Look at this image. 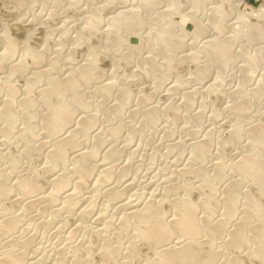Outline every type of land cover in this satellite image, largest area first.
Returning <instances> with one entry per match:
<instances>
[{"label":"rangeland","instance_id":"374dc122","mask_svg":"<svg viewBox=\"0 0 264 264\" xmlns=\"http://www.w3.org/2000/svg\"><path fill=\"white\" fill-rule=\"evenodd\" d=\"M234 1L235 0H178L179 3H178V7H177V5H173V6L171 5L170 6V4H173L174 0H155L154 4H152V7L150 8V6L146 3L145 0H131L128 3L134 2L136 4L135 9L136 10L139 9V10H137L136 13L137 14L139 13L140 17L142 18V20L144 22H142V26H136V28H134L135 30L134 29L132 30L130 28H124V26H123V28H122V26L121 27L119 26V28H118L119 31H121L122 34L127 39L125 42H127V41L128 42L122 43V45H120L121 47L119 46V48L116 49V48H113L111 44H109V42L111 41V36L113 35L112 33H111V35L109 34V30L111 31V28H113V26L116 25L115 23H117L120 19L123 21L126 15H127L126 17H128V16H130V14H132L129 11L126 14L124 13L125 16H124V14L121 15L119 13L120 10H123V6L125 5L123 0H114V1L113 0H0V54L5 49L4 48V46H5V35H7V34L12 36V39H14L15 44L16 45L18 44L16 47L20 48V49H17V54L18 53L19 54L17 55L15 53L14 56H12L13 58H10V60L13 63L11 61L9 62V59L7 57L0 56V68L2 67L0 69V90L3 89L2 92L0 91V109L10 96L8 89H7L8 87H4V86L5 85L9 86V84H13L15 86V88H17L16 93H15L16 102L14 104V109L18 111L19 115H22V112L20 110V104H19L21 99L29 97L30 99L32 98V100L34 102H36V103H34L31 100L32 103L28 107V110L33 116L31 122L33 125H35L36 130H38V131H36V133L34 135L30 134L25 129V126L22 127L23 124H21V120H20V122H18L16 125L17 126L21 125V127L19 126V128H18L16 126L17 127V128H15L16 132H15V130H13L14 134L12 133V131L9 132L12 136H9V133H6L5 131H3V129L0 131L1 132L0 133L1 134L0 135V141H2L3 139L5 140V141L0 142V154L3 153L4 156H6L8 153L7 158L9 159L8 160L5 158L1 161V162H3L0 165V168L2 171L5 170V169L3 170L4 167H7L9 172L14 171L12 169V167H10L12 165L11 159L14 156L22 157L23 159H21V162L19 165L20 167L17 168L20 170H17L19 172H17V171L16 172L18 174L22 173V174H27L29 176L32 175L33 181L40 183V186L42 185L41 188H43V190L45 189V191H47V192L52 189L51 184L49 182V174L50 173L47 172V170H46V165H47V159H46L47 156H46V149H45L46 147L45 148L39 147V145H41L40 144L41 141L46 140V138H47L44 134L45 129L42 127L43 126L42 125V115L44 113V110L46 111V109L44 108L46 98H45V94L42 93L43 88L47 87V83L50 79V76L52 77V75H53V77L57 76V78L61 77L62 79L61 78H59V79L63 83H65V81L67 80V75L69 73H71V74H73V76H76L77 78H79V71L83 66H85L89 62L88 60H91L93 58H95V60H96L95 65L93 67L94 73H96L95 77H97L93 80H96V81L91 80L92 83L89 81V84H86V83H88L86 81V83L84 84L85 81L82 78H79V79H81L79 81V84H80L79 90L84 89L86 94L88 93L87 98H86V96H85L86 94H84L85 92L80 90L82 93L84 92L83 93L84 94L83 97L85 96L84 99L89 100L88 104L91 103L93 106L89 104V106L85 107L86 109L85 108L82 109L83 107L80 108V107L76 106V108L77 109L79 108L80 110L76 111L77 109H74V112H76L74 114L75 115L77 114L76 116H81L83 113L84 114L85 113L94 114L97 111L96 114L98 116V122L100 120L99 126H96L91 131V133L86 137H84V135H82V133H79L83 140L84 139L86 140V138H88V141L86 140L87 142H85V140L83 141L80 138L81 139L80 141L84 142V144L81 142L82 145H80V146H82V147L79 146V148H81L82 151L83 150H87V151L93 150V148H96V150L94 149L95 152L97 150H99L95 157H91L92 163L91 162L88 163L93 168V170L95 168V172L97 174L96 173L93 174L94 171L92 170L93 173L91 175L92 176L94 175L93 178L90 175H89V178H88V176H85L83 178L84 179V182H83L80 175L77 172L71 170V168H70V167H74L75 165L81 163V159H79V161H78V160H76L78 158H75V159L71 158V157H73L72 156L73 150H71V152H70V149L68 150V152L70 153V154L68 153V155L69 156L71 155V156L68 159L67 170L71 171L70 172L71 175L72 174L75 175L74 178L77 177L76 180H82L83 185L81 184V186H83V187L80 186L82 188L80 190H81V194L83 195V197H86V198L89 197V199H90V197L92 199L94 198L93 199L94 201L96 200L95 199L96 197L101 198V200H99L100 198L98 199L99 205L97 204L98 206H96V208L98 207L96 209L97 218H98V216H99V218L97 220H95L94 218L91 217L92 215L90 213L78 214L80 210L78 208V205H75L76 203H74V202H72L74 204H71V203L66 204L63 207L62 205H64L65 203L62 202V199L49 201L46 197H42V199L39 200V202H38L39 204H37L38 206L37 205L35 206L37 208H32V209L26 210L24 208L23 202H21L17 198L18 196H17L16 190L9 194L10 195L9 198H7L8 197L7 196L5 199L0 201V210H3V208H4L5 210L8 209L7 211L13 212V213L15 212L16 214L22 213L23 214V217H22L23 220L26 219V217L24 218L25 215H27V219L29 218L28 220L27 219L24 220L27 223H25L24 221L23 222H24V225L26 224L29 228V229L26 228V235L27 234L30 235V233L34 234L36 231L35 234L37 236L35 234L30 235L32 237L34 236L33 239L35 238L34 239L35 243H34V240L32 243V246H34V247H32L31 252L35 253L34 257L38 258L39 260L40 259L43 260V261L40 260L39 264H51V263L52 264H59L58 262L61 261L59 259H62L61 262H63L64 264L66 262H67L66 264H68V263L69 264H73V263L74 264H76V263L82 264L81 262H83V264H117L116 262L106 261L104 259L103 254H102L103 249H101L105 246V245L103 246L104 243L106 245L109 244L108 246H114V244L116 246V244H119L120 248L123 247L122 249L125 251L127 250V247H129L133 243H135V248H136L137 252L135 251L134 255L131 258V259H133V257H134V259L132 260L133 264H137V262L139 260L141 261L142 259L140 257L143 258L144 255L150 256L151 254L154 253V248H152V244L150 241L136 237L134 235V233H133L134 231L132 229H129L127 231H122L120 229V227H119L120 218H121V215H123L124 212L126 211V208H125V206L121 205V202H123V201H119V203L117 201L118 199L116 201L115 200L109 201L107 196H105V193H102L103 192L102 189H104L103 186L107 187L106 185L108 184V182H105V183L103 182L104 184L102 183L100 185L101 190H99V192H101V193L95 191L92 188V187H94L93 181L98 176L100 177V175L103 174V172H104L103 168L106 167V165H109V166H107L109 168L112 167L113 165L114 166L116 165V168H114V167H113L114 169L110 168L112 170V173L114 172L112 174V178H111L114 181L110 180V181H112V182L109 181V183H111L110 185H116L115 183L119 184L125 178L130 179V181H131V179L134 178L133 186H132L133 188L131 187L130 188L131 190L127 189L126 190L127 193L124 191V194L121 197V199L123 198V200H125L124 197H126V199L132 198L135 196L138 197L139 194H140L139 197L148 198L150 195V192H152V194H154V191L155 190L157 191L158 190L157 187H159V191H157V192L155 191V194L153 195L156 198H158L160 196V194L163 192V189L165 187H167L166 185H169L168 187H171V188L174 187V189L172 188V191L174 190V191H176V193L173 192L172 194H174L175 196H179V195L181 196L183 194L182 196L185 195L189 198L191 197L192 200L201 201V199H202V197H204V195L209 194L207 192H210V188H208V187L202 188L199 186V185H201V179L202 178L199 175L197 176L198 173H196V172H197V168H200L203 166L207 167L209 165L207 167V170L209 168L208 173L210 175L209 176L210 181H212L211 183L215 182V185L216 186L218 185V188H219V185H221V184L222 185L220 187H222L224 180H226V178H228L225 181V183H227L228 181H230V182L233 181L237 184L239 183L238 185H239L240 190L244 189L243 190L244 192L247 190L249 193L255 195L257 198H261L260 200L262 202H264V198L258 196L257 187L254 185L253 181H250L249 179L243 178L246 180L245 181L240 176L238 178L239 174L236 172L235 168L232 167V164H230L231 162L233 163L235 160H237L244 153L249 154L252 151V148L256 145V141H255L253 135L247 129H249L251 125H255V123H257V124L260 123V124L264 125V95L263 96L261 95V94H264L263 93L264 89H263V92L261 94H259L258 96L255 95L256 97L252 94L254 86L256 87L257 83L264 77V76H262V75H264V59H263L264 57H263V55H261L262 52L261 51L259 52L257 50L259 47L258 43H256L255 41H253V43H251V41L249 42V40H247L245 37H243L244 36L243 33H245L244 30L248 29L245 27L253 26L252 22L254 24L256 23V25H254V27H257V28H258V26L260 28L264 27V14H263L264 13V0H244L240 6V9L237 6L239 0H236L237 3L235 2V4H234ZM137 4H138V6H137ZM213 6L215 8V9L213 8L215 11L211 8ZM232 6L234 7L235 11H234ZM176 7H177V9L181 7L180 8L181 10L178 9L179 10V11L177 10L178 12L177 11L174 12L176 10ZM170 8H173L174 10L172 9L173 10L172 11ZM198 8H200V9H198ZM222 8L224 10H221ZM241 9L245 13V15H243L241 20H239L237 22V24H239V25H237L236 23H233V22L236 21L235 18L237 16V14H239L241 12ZM136 10H134L133 12H135ZM161 10L166 11V12H169V10H171L172 15L170 16L169 20L171 22H173V24L169 23V25L166 24V26H169V28L173 31V36H174L173 40L177 41L178 39H182L184 41V43H186V45L182 49L178 50L177 52L175 51V53L172 56L173 60L168 58L167 56L164 57L166 54H164L162 51H159L160 52L159 53L155 50V49H157L156 45H158L157 44V38L158 37H157V34H155V31L157 33L158 28H160V26H161V25H159V23L162 24V22H164V18L161 17V14L159 13V12H162ZM95 11H99V13H100L99 19L95 25L96 29L89 27V25H90L89 22H91L92 17L95 15ZM223 11H226L228 14L225 12L223 13ZM182 12H183V14H185V13L189 14L192 12L190 15L191 16L194 15L195 17L194 16L193 17L188 16V18H184L182 16L183 15ZM214 12L215 13L218 12L219 15L223 13L222 14L223 20L221 19L222 21L220 23L221 28H217L211 24V20H212V18L214 19V16H215ZM226 14H227V16H226ZM118 15H121V16H119L117 19ZM229 15H232L233 16V17L231 16L232 20L233 19H235V20L232 21L230 19L231 17ZM196 16H197V18H196ZM112 18H115L114 19L115 22H113L114 20ZM226 18H227V20L230 19L229 22L226 20ZM197 19H199V20H197ZM125 20H126V18H125ZM201 20L204 22L205 26L208 28V31L203 33V34L201 33L200 35L199 34L197 35L194 32L196 27H197L196 23L198 21L201 22ZM247 21L249 24L247 23ZM155 23H158V24H155ZM240 23L241 24L244 23L245 25L242 26ZM98 24H99V26H98ZM231 24L234 27H232ZM153 25H155V26L157 25V27H155ZM173 26L176 29H174ZM242 27H244V30L242 29V31H241L240 28H242ZM87 28H89V29H87ZM236 28H238V29H236ZM221 29H225V30H221ZM233 29L236 30V33H237L236 35H235V30L232 31ZM140 30H141V33H140ZM218 30H221V31L218 33ZM137 31H139V34ZM193 32L196 36H194ZM208 32H209V34H208ZM241 33H242V35H241ZM230 34H232V35H230ZM176 36L178 37V39ZM230 36H231V38H229ZM155 37H157V38H155ZM217 38L218 39H224L226 41L228 40V43L231 46L233 45L235 48L234 49L233 47H231L232 48L231 50L232 51L234 50L236 53H238V55L236 54V56L238 57V60L236 59L237 57L235 56L234 60L231 59L230 61H228L223 68L220 67L217 60L212 56V51L210 53L211 49L207 48L208 45L206 44L207 43L206 41L208 39H217ZM203 41L205 42V44ZM240 41H242V42H240ZM154 42H155V44H154ZM153 45H155L156 47ZM204 45H206V46L204 47ZM240 46H242V47H240ZM243 47H247L250 55L251 56L254 55L255 58L258 57L259 55H261L257 58L259 65L256 66L253 70L254 72L252 75L254 76V78H253V76H251V78L253 80L249 78V80L244 81V82H243V78L241 77L243 75L242 69L248 63V61L246 59L248 57L245 56V54L242 50ZM248 47L251 48V51H250V48H248ZM27 50H29L28 54L29 53H31V54L28 55L27 53H25ZM33 53H34V55H33ZM176 53H178V54H176ZM36 54H42L41 55L42 58L45 55L46 56L44 57V59L38 60L35 56ZM175 54L177 57L175 56ZM256 54H257V56H256ZM146 55H148V56H146ZM23 56L25 59L22 58ZM210 56H212V57H210ZM243 56H244V58H241ZM33 57L35 58V60ZM146 57H148V58H146ZM6 58L8 61L6 60ZM18 58L21 59V61L23 60L25 62H21L23 66L21 65L16 69L13 64L15 62H18ZM150 58H154V60L153 59L151 60ZM213 59H214V61H213ZM235 59L237 60L236 62H235ZM2 60H3V63H2ZM36 60L39 62H37ZM55 60L58 64L55 62ZM52 61L54 62L53 65H55L54 68L52 65ZM229 62L230 63L233 62V64L232 63L229 64ZM1 65H3V66H1ZM206 65L209 66L210 72H208V75L205 77L206 79L205 78L200 79V77H198V74L195 73V71L200 66H206ZM48 66L52 67V68H49ZM227 66H229V67H227ZM47 68L51 69L50 70L51 72ZM236 68H238L239 70L238 69L236 70ZM46 69L48 70L47 72H50V73L43 72V71H46ZM223 69L225 71H222ZM36 70L37 71L41 70V73L43 74V75H41L42 79H40L41 82L37 81V83H32V82H30L31 77L34 75L32 73L37 72ZM161 72H163V73L165 72L167 74V77L164 78L163 73H161ZM222 74L224 76V79L227 76L226 80L223 79V82L221 81L222 80V78H221ZM160 75H161V77H160ZM169 75H171V77ZM202 79H205L206 83ZM250 80H252L253 82ZM111 81L114 83L115 82H117V83H115V84L113 83L114 87L116 85V87H115L116 91H114L115 90L114 88H113L114 90H112V88H111V93H110V97H109V96H106L102 91H99L98 88H100L102 86V84L104 85V83L106 84V83H109ZM210 83L212 85L215 84V85H217V87L218 86H220V87L218 88V90H217L216 86H213L212 88H210L212 86V85H209ZM176 84L179 86H176ZM262 84L264 86V80H263ZM242 86H244V87H242ZM208 87H209V89H208ZM126 88L129 90V92L125 95L124 99L122 98L124 108L121 107V111H120V108L117 107L116 104L119 102L120 97H122V95H123L122 92H120V91L124 90ZM213 89L215 92L212 91ZM128 90H126V91H128ZM17 93H18V95H17L18 97L16 98ZM67 93H68L67 95H69V96L65 95L66 99H68L71 96V93L69 91H67ZM195 93H197V94H195ZM248 94H250V95H248ZM52 96H51V100L53 99L52 101H54V102H59L60 100L65 99V98L64 99L58 98L59 96L57 97L56 95H52ZM118 96H120V97H118ZM186 96H187V98H186ZM246 97H248V98H246ZM144 98L147 100H151V101L147 102V100H145ZM244 98H246L247 103L249 101L250 105H249V108H247L246 110L241 112L240 110H238L235 107V104H237L239 101H241ZM110 99H112V100H110ZM190 99H191V102L188 103V104H190V105H188L187 100H190ZM252 102H254V103H252ZM105 103H107L105 105L106 107L102 106ZM125 103H127V104H125ZM152 104L153 105L156 104V106H153ZM125 105H127V106H125ZM128 105H129V107H128ZM90 106H92V107H90ZM168 106L171 107L172 110H170ZM174 106L175 107L177 106L176 108H179V109L177 110ZM147 107H148V109H150V108L158 109L157 110L158 123H157V120L155 122H152V123L149 122V120L147 119V115H146V112L148 110ZM72 108H75V106L73 105ZM87 108L90 109L91 111L92 110L93 111L90 112V110H88L86 112L85 110H87ZM251 109H253L254 111ZM122 110H123V112H122ZM248 110L250 111L249 114L246 113V112H248ZM124 112H125V114L123 116ZM173 113H175V114H173ZM197 113H200V114L202 113L201 115H203V116H201L200 114H197ZM99 114H100V116H99ZM104 114H106V115H104ZM178 114L179 115L181 114L180 117H178ZM246 114L248 116H246ZM243 115L245 116V119H247V120L249 119L248 120L249 124L247 122H246L247 124L244 123L245 121H247L244 119L243 128H242V131H241L240 136H239L240 138L239 137L237 138V136H233V135L231 136L230 133H232L236 124L240 123L239 121L244 117ZM176 117H178V118H176ZM159 119H160V123H159ZM0 123H2V125L0 124V127L2 126L1 128H3L4 127L3 126L4 121L1 117H0ZM165 123H167V124H165ZM39 124H40V126H39ZM244 124H245V126H244ZM143 125H145V127L147 126L146 129H145V127L143 128ZM98 127H100V128H98ZM101 127H102V129H101ZM116 127L119 128V131L117 132L118 134H116L115 132H112V131H114V129ZM96 129H98V130H96ZM132 129L135 132H132ZM17 130H19V131L17 132ZM93 131H95V132L93 133ZM100 131H102V133L104 131V133H105V136H104V134L103 135L99 134L102 137V139H101V137H99V135H98V137L96 136ZM195 131H197V132H195ZM4 133L7 134V137L5 136ZM16 133L18 136L17 138H19L18 140H17V138H15ZM37 133H38V135H37ZM40 133L42 134L41 135L42 138L40 137V139H37V138H39ZM20 134H21V136L25 135L26 137L25 136L20 137ZM113 134H114V136H113ZM91 135H92V137H94V136L97 137L96 139H98V140L100 139V142H98V140L96 141L95 137H94V141H93V138L92 137L90 138ZM197 135H198V137H197ZM103 136L105 137V140H104ZM27 137H28V139H27ZM228 137H230V138H228ZM7 138H10V139H7ZM11 138H13V140H11ZM76 138H78V135L76 136ZM117 138H119V139H117ZM201 138L202 139L210 138L211 139L210 147H213V145H214V148H210L212 150L209 149V153L206 155V159L204 158L203 160H199V161L194 159L197 161V163H196V161L193 160V157H191L193 154V148H194V144H192V143L196 142L197 140H199ZM24 139L26 140V142ZM89 139L92 141H90ZM229 139H231L232 141ZM234 139H236V140H234ZM19 140H21V142H19ZM251 140H254V142ZM8 141H10L9 144L7 143ZM27 141H29L31 143V145H29V147L30 148L32 147L33 150L31 149L29 154L24 155L23 150L26 149V146L28 147L27 144L29 143ZM103 141H105L106 145L104 144ZM4 142H5V144H4ZM95 142L98 144L96 145ZM247 142H249L250 144ZM14 143L16 144L15 145L16 148L14 146ZM34 143H35V145H33ZM36 143H38V145ZM101 143L103 144L102 147H104V148L98 146L99 144L101 145ZM19 144H21L23 148L20 147ZM87 144L89 147L87 146ZM18 145H19L21 150L23 149L22 151H20ZM171 145H173V146H171ZM247 146H248V148H247ZM2 147H4V149H2ZM98 147H100L101 149L100 148L98 149ZM171 147L173 148V150ZM262 147H264V144L261 145V150L263 152L264 150ZM88 148H89V150H88ZM110 148H111V150H110ZM115 148H116V150H114ZM103 149H105V150H103ZM106 149H108L111 152L110 153L107 150L108 153H110V154L107 153L109 157L107 156V154H106V156L104 155L105 152H107ZM1 150L3 152H1ZM6 151H8V152H6ZM18 152L20 153V155H16V154H19ZM217 152H219V154ZM21 153H22V155H21ZM114 153H116L115 157L113 155ZM210 153H212L213 155ZM98 154H100V155H98ZM225 156H226V158H225ZM106 158H108L109 161H108V159L106 160ZM189 158H190V160L192 159L194 162L193 161L191 162L189 160ZM7 160H8V162H7ZM93 160H94V162H93ZM110 161L112 164L108 163ZM213 161H214V163H213ZM222 161L224 163L226 162L225 166H223L224 163ZM6 162L8 164H6ZM126 162H127V164H126ZM188 162L190 163L189 166H188ZM202 162H205V163H202ZM129 163L131 164V166ZM215 163L216 164L221 163L222 167H223L222 171L224 173L225 172L228 173L227 177H226V173L224 174L222 172L223 173L222 177H221L222 181L215 177V174L217 171V170L215 171V169H216ZM124 164L127 165V167L132 168V169L128 168L131 171V174H129L130 177L128 176L129 172L127 174H125V176H124V174H122L123 172H121V170H119L120 167ZM192 164H194V165H192ZM8 165H9V167H8ZM96 166H98V167H96ZM184 166L187 169L190 166L193 167V168L190 167L191 169L190 168L188 169L190 174H188V172L183 171V170H185ZM225 168L227 169V171L225 170ZM228 168L231 170H229ZM193 169H194V171H193ZM8 170L7 169L5 170L6 173H8ZM10 170H12V171H10ZM118 170L120 171V173H119L120 175L118 174V172H119ZM191 172H194V173H191ZM186 173H187V175H185ZM234 173H235V175H234ZM14 175H15V173H14ZM14 175H13V177H14ZM122 175L124 176V178ZM155 175H157V176H155ZM114 177H115V179H114ZM233 177H234V179H233ZM223 178H224V180H223ZM121 179H123V180H121ZM218 180L220 182H218ZM11 181H12V176H11ZM189 181H190V183H191V181L195 182V183L193 182V184H195V188L191 192H187V190L185 188L186 183H189ZM240 182H241V184H243L242 186H241ZM91 183H92V185H91ZM246 183L247 184L249 183V184L247 185ZM171 184H174L175 186H172ZM160 185H162V186L160 187ZM197 185H198V187H197ZM154 186L156 187L155 190H154ZM246 186H248V187H246ZM176 187H178V188H176ZM83 188H85L86 191L83 190ZM86 188H88V189H86ZM177 189H179V191ZM90 190H91V192H90ZM82 191L83 192L85 191V192L82 193ZM85 193L88 195H86ZM94 193H95V195H93ZM156 193H157V195H156ZM98 194H100V195L103 194L102 195L103 198L100 195L98 196ZM130 194H131V196H130ZM142 194H143V196H142ZM104 196L106 198H104ZM105 199H107V200H105ZM97 201H95V203H97ZM100 201H102V202H100ZM112 202H114V203H112ZM103 203L105 204V206L102 205ZM45 204H47V205H45ZM110 205H111V208L108 209V206H110ZM42 206H45L46 209L45 210L41 209ZM46 206H48V208ZM106 206H107V208H106ZM115 206H116V208H115ZM163 206H164V208H162V209H164L165 212L170 211L171 207H168V206H171L170 201L164 200L161 207H163ZM49 207H51V209H49ZM101 207L104 209L106 208V209L102 210ZM99 208H101V209H99ZM39 209H41V210H39ZM23 210H26V211H23ZM50 210H51V212H50ZM106 210H107V212H106ZM31 211L33 213V216L35 215V212H37V215L34 216V219L32 218ZM102 211L104 212V215L100 214V212H102ZM113 213L116 215H114ZM118 214H120V215H118ZM38 215H40V216H38ZM105 215H106V217H105ZM111 215H113V216H111ZM87 216H89V218ZM102 216H104L105 218ZM101 217H102V219H101ZM110 217H111V219H112V217L116 218V219H114V221L116 220L117 222L115 221V222H113L114 223L113 224L112 223L113 219L111 221ZM30 218L33 219L31 221V225H30ZM93 219L96 222H94ZM39 220L41 222H39ZM108 220L111 222H109ZM103 222H105V223H103ZM104 224H106L108 228H106V227L104 228V226H105ZM110 224H113V225H110ZM95 225H97V226H95ZM27 226H25V227H27ZM63 226L65 227V229H64L65 231L61 228ZM81 226L84 228H82ZM114 226H117L119 228L116 227V230H115ZM76 227L77 228L79 227V229H80V230L77 229L78 230L77 232L79 234L76 232L73 233V234L76 233L75 234L76 236L73 234H70L73 229H76ZM95 227L96 228L99 227V228L96 229ZM117 230L118 231L120 230L119 233ZM39 231H40V233H39ZM56 231H58V232H56ZM106 231L107 232L109 231L108 232L109 235ZM126 232H128V233H126ZM38 233H39V235H38ZM118 235L121 237V239H118V241H117V238L119 237ZM66 239H67V241H66ZM82 239H84V240L82 241ZM109 239H110V241H109V243H107V241ZM58 240H60L61 242L60 241L58 242ZM119 240H121V242L123 244ZM65 243H67L69 245L73 244L72 247L76 251L75 250L73 251L71 246H68ZM111 243H112V245H111ZM35 245H38L40 248L38 246H35ZM53 246H54V248H53ZM62 246H63V248L66 246L68 248L66 247L67 249H65V250L63 249L64 258H62L63 257L62 256V257H59V259H57L56 256L58 257V254H57V250H55V249H57L58 247L62 249ZM81 246H83V248ZM36 247H38V248H36ZM78 247L80 248L81 252L78 250L79 249ZM68 251H69V254H68ZM53 253H54V255H53ZM36 254H38V255L36 256ZM70 254H72L73 256H71ZM232 254H233V256H232ZM65 255H68V257L70 255V257H69L70 259L68 257H66ZM236 256L238 258L240 257V255L236 254V252L229 253V257L230 258L232 257V259H231L232 261L229 264H235V262H236V264H239V263L240 264H243V263L244 264H260L259 261L253 260L252 258H250L248 256L241 255L242 257L239 258L240 260ZM71 257H73V258L76 257L77 259H75V258L73 259ZM45 260L47 263H45ZM52 260H54V261H52ZM63 260H65V262ZM73 260H75L76 262ZM55 262H57V263H55ZM61 262H60V264H63ZM139 262H138V264H139Z\"/></svg>","mask_w":264,"mask_h":264},{"label":"bare ground","instance_id":"6f19581e","mask_svg":"<svg viewBox=\"0 0 264 264\" xmlns=\"http://www.w3.org/2000/svg\"><path fill=\"white\" fill-rule=\"evenodd\" d=\"M114 1V0H113ZM124 1V6H123V10H120L119 13L122 15V14H126L128 11L131 12L132 14H130V16L126 17L125 14V18L124 20L122 21L121 19L115 23L116 25L113 26V28H111V31L109 30V34L111 35V33L113 34L111 36V41L109 42V44L112 45L113 48H119L120 45H122V43H124L127 39L126 37L122 34L121 31H119V26L123 28H130V29H134L136 28V26H142V22H144L142 20V18L140 17L139 13L137 14V10L139 9H135L136 8V4L134 3H128L130 2L131 0H123ZM146 3L150 6V8L152 7V4H154L155 0H145ZM244 0H239L238 1V8L240 9V6L241 4L243 3ZM157 2V1H156ZM235 2L237 3V1L235 0L234 1V4ZM159 3V2H158ZM178 0H174L173 4H170V6L172 5H177L178 7ZM156 5V4H155ZM233 5V4H232ZM138 6V4H137ZM154 6V5H153ZM176 7V10L174 12H176L178 9ZM233 7V6H232ZM174 8V7H173ZM173 8H170L171 10ZM212 9L214 8L211 7ZM165 9V8H164ZM197 9V8H196ZM200 9V8H198ZM215 9V8H214ZM213 9V10H214ZM232 9V8H231ZM234 9V7H233ZM134 10H136L135 12H133ZM160 10V9H159ZM171 10H169V12H166V11H163L161 10L162 12H159L161 14V17L164 18V22L159 23L160 28H158V31L156 33L155 31V34H157V44L158 45H153L155 46L157 49H155L157 52L159 51H162L164 54H166L164 57H168L170 59L173 60V54L175 53V51L177 52L178 50L182 49L186 43H184V41L182 39H178L177 37V41L173 40V31L169 28V26H166V24L169 25V23H172L169 19H170V16L172 15L171 14ZM174 10V9H173ZM172 10V11H173ZM181 10V9H180ZM212 10V11H213ZM221 10H224L223 8ZM179 11V10H178ZM177 11V12H178ZM215 11V10H214ZM235 11V9H234ZM240 11V10H239ZM252 11V10H251ZM222 12V11H221ZM227 13L226 11H223V13ZM247 12V11H246ZM250 12V11H249ZM192 13V12H191ZM183 14L182 12V16L184 18H188V16L190 17H193L191 16L190 14ZM197 13V12H196ZM215 13V12H214ZM222 13V14H223ZM51 14V13H50ZM49 14V15H50ZM99 11H95V15L92 17L91 19V22H89V27L90 28H95L96 29V22L98 21L99 19ZM180 14V13H179ZM222 14H218V12L215 13V16H214V19L212 18L211 20V24L217 28H221V21L223 20L222 19ZM228 14V13H227ZM226 14V16H227ZM264 14V13H263ZM121 15H118L117 16V19L119 16ZM129 15V14H128ZM243 15H245V13L242 11L241 9V12L239 14H237L236 16V21L233 22V23H236L241 20V18L243 17ZM123 16V17H124ZM200 16V15H199ZM225 16V15H224ZM223 16V17H224ZM230 17L232 15H229ZM228 16V17H229ZM101 17V16H100ZM143 17V16H142ZM189 17V18H190ZM195 17V16H194ZM213 17V16H212ZM227 17V18H228ZM233 17V16H232ZM232 17L230 18L232 20ZM145 18V17H144ZM197 18V16H196ZM226 18V20H227ZM113 20L115 18H112ZM116 19V20H117ZM182 19V18H181ZM222 19V20H221ZM229 19V20H230ZM233 19V20H235ZM184 20V19H183ZM196 20V19H195ZM199 20V19H197ZM208 20V19H207ZM225 20V21H226ZM229 20H227L229 22ZM232 20V21H233ZM245 21V20H244ZM115 22V20L113 21ZM157 22V21H156ZM178 22V21H177ZM246 22V21H245ZM183 23V22H182ZM227 23V22H226ZM232 23V22H231ZM248 23V21H247ZM246 23V24H247ZM155 24H158V23H155ZM241 24V23H240ZM249 24V23H248ZM253 26H249V27H245V28H248L247 30H244V27L240 28V30L242 31V29L244 30L245 33L243 37H245L247 40H249V42L251 41V43H253V41H255L256 43H258L259 47H258V51L262 52L261 55H263L264 57V27L260 28L258 25V28L257 27H254V25H256V23L254 24L252 22ZM112 25V24H111ZM144 25V24H143ZM171 25V24H170ZM229 25V24H228ZM232 25V24H231ZM235 25V24H234ZM239 25V24H237ZM242 26L245 25L244 23L241 24ZM99 26V24H98ZM149 26V25H148ZM155 26V25H153ZM172 26V25H171ZM175 26V25H174ZM173 26V27H174ZM196 29H195V34H203L205 32L208 31V28L205 26L204 22L201 20L198 21L196 23ZM230 26V25H229ZM115 27V28H114ZM157 27V25L155 26ZM232 27H234L232 25ZM236 27V26H235ZM141 28V27H140ZM144 28V27H143ZM172 28V27H171ZM207 28V29H206ZM89 29V28H87ZM117 31H116V30ZM142 29V28H141ZM152 29V28H151ZM155 29V28H154ZM173 29V28H172ZM174 29H176L174 27ZM238 29V28H236ZM135 30V29H134ZM144 30V29H143ZM156 30V29H155ZM206 30V31H205ZM221 30H225V29H221ZM221 30H218V33L221 31ZM235 29H233L232 31H234ZM138 34H139V31H137ZM193 32V34H194ZM223 32V31H222ZM225 32V31H224ZM140 33H141V30H140ZM241 33V35H242ZM137 34V35H138ZM177 34V33H176ZM194 34V36H196ZM209 34V32H208ZM207 34V35H208ZM213 34V33H212ZM236 30H235V35H236ZM239 34V33H238ZM232 35V34H230ZM240 35V36H241ZM11 35H5V46H4V50L2 51V53L0 54V56H3V57H7L9 59V62L11 61L10 58H13L12 56H14V54L16 53L17 54V49H20L19 47H16L17 45L15 44L14 42V39H12V36L10 37ZM213 36V35H212ZM219 36V35H218ZM223 36V35H222ZM110 37V36H109ZM221 37V36H220ZM225 37V36H224ZM233 37V36H232ZM238 37V36H237ZM231 38V36L229 37ZM81 39V38H80ZM151 39V38H150ZM206 39V38H205ZM187 40V39H186ZM237 40V39H236ZM143 41V40H142ZM155 41V40H154ZM198 41V40H197ZM238 41V40H237ZM128 42V41H127ZM125 42V43H127ZM156 42V41H155ZM154 42V44H155ZM204 42V41H203ZM209 49L210 50V53L212 51V56L217 60V62L219 63L220 67L223 68L226 63L228 61H230L231 59L234 60L236 54L238 55V53H236L234 50L232 51L231 47L234 48V46L230 45L228 43V40H224V39H208L206 41ZM242 42V41H240ZM233 43V42H232ZM246 43V42H245ZM108 44V43H107ZM108 44V45H109ZM152 44V43H151ZM205 44V42H204ZM244 44V43H243ZM142 45V44H141ZM246 45V44H245ZM253 45V44H252ZM136 46V45H135ZM206 45H204L205 47ZM121 47V46H120ZM139 47V46H138ZM149 47V46H148ZM154 47V48H155ZM242 47V46H240ZM111 48V47H110ZM123 48V47H122ZM121 48V49H122ZM250 48V47H248ZM186 49V48H185ZM235 49V48H234ZM123 50V49H122ZM132 50V49H131ZM146 50V49H145ZM206 50V49H205ZM244 54L248 61V63L246 64L245 67H243V75L241 76L243 78V82L244 81H247L251 78V76H253V70L256 66H258L259 62H258V57L261 56L259 55L258 57H254L250 55L247 47H243L242 48ZM135 51V50H134ZM143 51V50H142ZM149 51V50H148ZM182 51V50H181ZM250 51H251V48H250ZM256 51V50H255ZM29 50H27L25 53L28 54ZM31 52V51H30ZM206 52V51H205ZM234 52V53H233ZM24 53V54H25ZM39 53V52H38ZM160 53V52H159ZM19 54V53H18ZM17 54V55H18ZM26 54V55H27ZM31 54V53H29ZM28 54V55H29ZM43 54V53H42ZM42 54H36V58L38 60H41V59H44V56L42 58ZM133 54V53H132ZM150 54V53H149ZM178 54V53H176ZM175 54V56H176ZM235 54V55H234ZM260 54V53H259ZM16 55V56H17ZM34 55V53H33ZM44 55V54H43ZM131 55V54H130ZM194 55V54H193ZM25 56V55H24ZM24 56L22 58H24ZM32 56V55H31ZM133 56V55H132ZM148 56V55H146ZM198 56V55H197ZM210 56V57H212ZM257 56V54H256ZM156 57V56H155ZM177 57V56H176ZM180 57V56H179ZM183 57V56H182ZM196 57V56H195ZM201 57V56H200ZM199 57V58H200ZM237 57V56H236ZM262 57V58H263ZM6 58V60H7ZM21 58V57H20ZM34 58V57H33ZM145 58V57H144ZM148 58V57H146ZM241 58H244L241 57ZM25 59V58H24ZM151 60L154 58H150ZM169 59V60H170ZM238 60V57L236 58ZM235 59V62L237 61ZM264 59V58H263ZM4 60V59H3ZM3 60H2V63H3ZM15 60V59H14ZM35 60V58H34ZM183 60V59H182ZM194 60V59H193ZM212 60V59H211ZM242 60V59H241ZM8 61V60H7ZM16 61V60H15ZM37 61V60H36ZM35 61V62H36ZM44 61V60H43ZM89 62L83 66L80 71H79V78H82L84 81V84L86 83V81L88 83L86 84H89V81L92 83L91 80L97 78L95 77V74L94 73V65H95V58L91 59V60H88ZM171 61V60H170ZM210 61V60H209ZM214 61V59H213ZM212 61V62H213ZM245 61V60H244ZM12 62V61H11ZM21 62H25V61H21V59L18 58V62H15L13 65L14 67L17 69L19 66L22 65ZM39 62V61H37ZM36 62V63H37ZM56 62V60H55ZM152 62V61H151ZM174 62V61H173ZM234 62V61H233ZM233 62H231L233 64ZM13 63V62H12ZM49 63V62H48ZM57 63V62H56ZM153 63V62H152ZM172 63V62H171ZM229 62V64H231ZM8 64V63H7ZM40 64V63H39ZM54 64V62L52 61V65ZM58 64V63H57ZM51 65V66H52ZM228 65V64H227ZM236 65V64H235ZM3 66V65H1ZM23 66V65H22ZM57 66V65H56ZM214 66V65H213ZM230 66V65H229ZM227 66V67H229ZM49 67V66H48ZM55 67V65H53V68ZM158 67V66H157ZM199 67V66H198ZM260 67V66H259ZM2 68V67H1ZM0 68V69H1ZM14 68V69H15ZM24 68V67H23ZM49 68H52V67H49ZM47 68L49 71L51 69ZM170 68V67H169ZM220 68V69H221ZM258 68V67H257ZM256 68V69H257ZM15 69V70H16ZM20 69V68H19ZM46 69V71H43V72H47L48 70ZM227 69V68H226ZM230 69V68H229ZM238 68H236L237 70ZM53 70V69H52ZM167 70V69H166ZM169 70V69H168ZM211 70V69H210ZM213 70V69H212ZM239 70V69H238ZM37 71V70H36ZM221 71V70H220ZM222 71H225L224 69ZM51 72V71H50ZM50 72H47V73H50ZM69 72V71H68ZM74 72V71H73ZM208 72L209 71V66L206 65V66H200L199 68H197V70L195 71V73L198 74V77L201 78H205L207 75H208ZM163 73V72H161ZM34 74L32 77H31V80L30 82L32 83H37V81L41 82L40 79H42V76L43 75L41 73V70L37 71V72H34L32 73ZM45 74V73H44ZM158 74V73H157ZM160 74V73H159ZM258 74V73H257ZM47 75V74H46ZM75 75V74H74ZM162 75V74H161ZM160 75V77H161ZM172 75V74H171ZM171 75H169L171 77ZM196 75V74H195ZM210 75V74H209ZM163 76L164 78L167 77V74L164 72L163 73ZM264 76V75H262ZM159 77V78H160ZM240 77V78H241ZM59 78L61 77H58L57 76H54L52 75V77L50 76V79L47 83V87L43 88V94H45V109L46 111L44 110V113L42 115V127L45 129L44 130V134L45 136L47 137L46 140H42L41 141V145H39V147H46V156H47V165H46V170L47 172H49V182L51 184V190L50 191H45V189L43 190V188H41L40 186V183L38 182H34L33 181V176H29L27 174H18L17 170H20V169H17L19 168L20 166V162H21V159H23L22 157H19V156H14L12 159H11V163L12 165L10 167H12V172H9L8 168L7 167H4L3 170L7 169L8 170V173H6V171H2L1 168H0V201L5 199L7 196V198H9V194L13 191H17V198L23 202L24 204V208L26 210H29V209H32V208H37L35 207L37 204H39V200L42 199V197H46L49 201H53V200H58V199H62V202L65 203L64 205H62L63 207L66 205V204H74L76 203L75 205H78V208H79V213L78 214H85V213H90L92 216V218H94L95 220H97L99 218H97V211L96 209V206L99 205V200H101V198L99 199L98 197H96L95 201H97V203H95V201L90 197H83V195L81 194V190L82 189L81 187V184L83 185L82 183V180L84 182V177L85 176H88L89 178V175L93 178V176L91 175L94 171L93 174H95V168L93 170V168L88 164L89 162H91V157H95L98 153L99 150H97L96 152L94 151V149L96 150V148H93V150H81V148H79L82 141H80L82 139L81 135L79 133H82V135H84V137L88 136L91 131L96 127V126H99V123H100V120L98 122V116L96 114V112L94 114L92 113H83L81 116H76L74 113V109H77L76 106L84 109L85 107L92 105L91 103L88 104V101L89 100H85V96L87 98V95L88 93L86 94V92L83 90L81 91H84L83 93L86 94L84 97H83V93L79 90V81L81 79L77 78L76 76H73V74L69 73L67 75V80L65 81V83H63ZM222 82H223V79H224V76L222 74ZM227 78V76H226ZM226 78L224 80H226ZM254 78V76H253ZM62 79V78H61ZM79 79V80H78ZM206 79V78H205ZM205 79H202L205 81ZM216 80V79H215ZM253 80V79H252ZM250 80V81H252ZM263 80H264V77L257 83V86L255 87L254 86V89H253V95L255 96H258L259 94H261L263 92V89H264V86H263ZM9 81V80H8ZM93 81H96V80H93ZM199 81V80H198ZM217 81V80H216ZM112 82V81H111ZM109 82V83H104V85L102 84V86L100 88H98L99 91H102L106 96H109L110 97V93H111V88L112 90L115 89V87L113 86V83L114 82ZM226 82V81H225ZM253 82V81H252ZM95 83V82H94ZM117 83V82H115ZM114 83V84H115ZM206 83V81H205ZM250 83V82H249ZM245 84V83H244ZM243 84V85H244ZM82 85V84H81ZM206 85V84H205ZM209 85H212L211 83ZM208 85V86H209ZM221 85V84H220ZM113 86V87H112ZM176 86H179L176 84ZM213 86H216L215 84H213L210 88H212ZM222 86V85H221ZM2 87V86H1ZM4 87H8V92H9V98L6 100V102L3 104V106L1 107L0 109V117L3 119L4 121V124H3V128L0 127V131L3 129V131H5L6 133H9L12 131V133L14 132L13 130H15V128H19V126L21 127V125L17 126L16 124L18 122H20L21 120V124L22 127L25 126V129L32 135H34L36 133V127L35 125L32 124L31 120H32V114L29 112L28 110V107L31 105L32 103V98L30 99L29 97H26L24 99H21L20 100V110L22 112V115H19L18 111L14 109V104L16 102V99H15V93H16V89L15 86L13 84H9V86L5 85ZM87 87V86H86ZM174 87V86H173ZM172 87V88H173ZM220 86L217 87V90ZM244 87V86H242ZM3 88V87H2ZM1 88V89H2ZM114 88V89H113ZM246 88V87H245ZM250 88V87H249ZM252 88V87H251ZM6 89V90H7ZM177 89V88H176ZM209 89V87H208ZM248 89V88H247ZM31 90V89H30ZM128 90L127 88L124 89V90H121L120 92H122V97H120V100L119 102L116 104L117 107L120 108V111H121V107H123V100L122 98L124 99L125 98V95L129 92L126 91ZM174 90V89H173ZM211 90V89H210ZM1 92L3 91L0 90ZM5 91V90H4ZM67 91H69L71 93V96L66 99L65 95H67ZM116 91V89L114 90ZM214 91V89L212 90ZM240 91V90H239ZM247 91V90H246ZM196 92V91H195ZM215 92V91H214ZM238 92V91H237ZM249 92V91H248ZM240 93V92H239ZM264 93V92H263ZM3 94V93H2ZM130 94V93H129ZM197 94V93H195ZM251 94V95H252ZM18 93L16 94V98L18 97L17 96ZM29 95V94H28ZM52 95H56L58 98H65L64 100H60L59 102H54L51 100V96ZM246 95V94H245ZM250 95V94H248ZM262 96L264 94H261ZM260 95V96H261ZM69 96V95H67ZM113 96V95H112ZM255 96V97H256ZM259 96V97H260ZM53 97V96H52ZM89 97V96H88ZM249 97V96H248ZM246 97V98H248ZM258 97V98H259ZM187 98V96H186ZM237 98V97H236ZM246 98L242 99L241 101H239L237 104H235V107L240 110L241 112H243L244 110H246L247 108H249V101L247 103V100ZM262 98V97H261ZM134 99V98H133ZM145 99V98H144ZM32 100V101H31ZM112 100V99H110ZM147 100V99H145ZM249 100V99H248ZM258 100V99H257ZM151 100H147V102H149ZM34 102V101H33ZM104 102V101H103ZM106 102V101H105ZM125 102V101H124ZM191 102V99L190 100H187V104ZM36 103V102H34ZM33 103V104H34ZM144 103V102H143ZM254 103V102H252ZM262 103V102H261ZM107 103L103 104L102 106H105ZM127 104V103H125ZM145 104V103H144ZM231 104V103H230ZM75 106V108H72V106ZM130 105V104H129ZM128 105V107H129ZM153 105V104H152ZM151 105V106H152ZM176 105V104H175ZM190 105V104H188ZM34 106V105H33ZM93 106V105H92ZM90 106V107H92ZM127 106V105H125ZM153 106H156L153 105ZM178 106V105H177ZM176 106V107H177ZM230 106V105H229ZM32 107V106H31ZM106 107V106H105ZM149 107V106H148ZM147 107V109H148ZM159 107V106H158ZM164 107V106H163ZM167 107V106H166ZM169 107V106H168ZM175 107V106H174ZM175 107V108H176ZM180 107V106H179ZM251 107V106H250ZM254 107V106H253ZM101 108V107H100ZM104 108V107H103ZM124 108V107H123ZM160 108V107H159ZM86 109V108H85ZM166 109V108H165ZM170 110H172L171 107H169ZM177 110L179 108H176ZM175 109V110H176ZM192 109V108H191ZM38 110V109H37ZM36 110V111H37ZM40 110V109H39ZM80 110L79 108L76 110L78 111ZM90 110L87 108V110H85L86 112ZM119 110V109H118ZM127 110V109H126ZM157 110L156 108H150L147 110L146 112V115H147V119L149 120V122H155L158 117V113H157ZM174 110V111H175ZM181 110V109H180ZM179 110V111H180ZM253 110V109H251ZM93 111V110H92ZM90 110V112H92ZM99 111V110H98ZM102 111V110H101ZM139 111V110H138ZM164 111V110H163ZM173 111V112H174ZM203 111V110H202ZM254 111V110H253ZM43 112V111H42ZM110 112V111H109ZM108 112V113H109ZM123 112V110H122ZM249 110L248 112H246L247 114H249ZM78 113V112H77ZM99 113V112H98ZM106 113V112H105ZM138 113V112H137ZM136 113V114H137ZM180 113V112H179ZM204 113V112H203ZM121 114V113H120ZM125 112L123 113V116H124ZM175 114V113H173ZM197 114H200V113H197ZM202 114V113H201ZM200 114V115H201ZM205 114V113H204ZM245 114V113H244ZM246 114V116H248ZM252 114V113H251ZM106 115V114H104ZM181 115V114H180ZM180 115L178 114V117H180ZM100 116V114H99ZM203 116V115H201ZM244 116V115H243ZM176 117V118H178ZM36 118V117H35ZM161 118V117H160ZM244 119H245V116L239 121L240 123L236 124V126L234 127L231 136H237V138L240 136V133L242 131V128H243V122H244ZM39 120V119H38ZM105 120V119H104ZM247 120V119H245ZM249 120V119H248ZM248 120L245 121L244 123H248ZM106 121V120H105ZM251 121V120H250ZM256 121V120H255ZM254 121V122H255ZM261 122V121H260ZM102 123V122H101ZM157 123H158V120H157ZM159 123H160V119H159ZM246 123V124H247ZM2 125V123H0ZM112 124V123H111ZM149 124V123H148ZM167 124V123H165ZM249 124V123H248ZM255 123V125H251L249 129H247L254 137L255 141H256V145L252 148V151L249 153V154H243L241 155L237 160H235L233 163L231 162L230 164H232V167L235 168L236 172L239 174L238 175V178L239 176L245 179H249L250 181H253L254 185L257 187V192H258V196L260 197H263L264 198V151L262 152L261 150V145H263L264 143V125L263 124H260L258 123ZM101 125V124H100ZM154 125V124H153ZM156 125V124H155ZM17 126V127H16ZM40 126V124H39ZM245 126V124H244ZM145 127V125H143V128ZM147 127V126H146ZM145 127V129H146ZM149 127V126H148ZM249 127V126H248ZM247 127V128H248ZM100 128V127H98ZM102 129V127H101ZM113 129V128H112ZM134 129V128H133ZM132 129V132H135L133 131ZM98 130V129H96ZM104 130V129H103ZM245 130V129H244ZM19 130H17L18 132ZM21 131V130H20ZM23 131V130H22ZM119 131V128L116 127L114 129V131L112 132H115L116 134H118L117 132ZM143 131V130H142ZM199 131V130H198ZM213 131V130H212ZM16 132V130H15ZM24 132V131H23ZM41 132V131H40ZM95 131H93L94 133ZM101 132V133H100ZM96 136L98 137L99 134L105 136V133L103 131H100ZM197 132V131H195ZM1 133V132H0ZM5 134V133H4ZM14 134V133H13ZM22 134V133H21ZM20 134V137H23L21 136ZM136 134V133H135ZM199 134V133H198ZM249 134V133H248ZM1 135V134H0ZM38 135V133H37ZM41 133L39 135V138L37 139H40L41 137ZM78 135V138H76V136ZM212 135V134H211ZM251 135V136H252ZM5 136L7 137V134H5ZM9 136H12L10 133H9ZM80 136V137H79ZM103 136L104 140H105V137ZM114 136V134H113ZM213 136V135H212ZM17 133H16V137L17 138ZM26 137V136H25ZM92 137V135L90 136V138ZM95 137V136H94ZM94 137L93 138V141H94ZM97 137H95V140L97 141L98 139H96ZM99 137H101L99 135ZM198 137V135H197ZM214 137V136H213ZM243 137V136H242ZM5 138V137H4ZM42 138V137H41ZM81 138V139H80ZM230 138V137H228ZM233 138V137H232ZM240 138V137H239ZM245 138V137H244ZM7 139H10V138H7ZM6 139V140H7ZM19 138H17L18 140ZM26 139V138H25ZM24 139V140H25ZM28 139V137H27ZM79 139V140H78ZM102 139V137H101ZM119 139V138H117ZM132 139V138H131ZM130 139V140H131ZM135 139V138H134ZM243 139V138H242ZM11 140H13V138H11ZM15 140V139H14ZM34 140V139H33ZM83 140V139H82ZM85 140V139H84ZM83 140V141H84ZM86 140L88 141V138H86ZM85 140V142H87ZM90 140V139H89ZM215 140V139H214ZM231 140V139H229ZM236 140V139H234ZM241 140V139H240ZM2 141H5L4 139ZM0 141V142H2ZM23 141V140H22ZM32 141V140H31ZM37 141V140H36ZM92 141V140H90ZM89 141V142H90ZM108 141V140H107ZM134 141V140H133ZM232 141V140H231ZM254 142V140H251ZM10 141H8L7 143L9 144ZM15 142V141H14ZM19 142H21V140H19ZM26 142V140H25ZM24 142V143H25ZM29 142V141H27ZM34 142V141H33ZM32 142V143H33ZM98 142H100V139L98 140ZM104 144L106 145L105 141H103ZM252 142V143H253ZM30 143V142H29ZM27 144L28 147L26 146V149H22L23 150V154L24 155H27L30 153L32 147L30 148L29 145L30 144ZM84 144V142H82ZM233 143V142H232ZM245 143V142H244ZM249 143V142H247ZM251 143V144H252ZM5 144V142H4ZM38 145V143H36ZM92 144V143H91ZM95 144L97 145L98 143L95 142ZM194 144V148H193V154L191 157H193V160L196 159V160H203L204 158L206 159V155L209 153V149L210 148H214V145L213 147H210V144H211V139L210 138H205V139H199L197 140L196 142L192 143ZM214 144V143H213ZM250 144V143H249ZM248 144V145H249ZM255 144V143H254ZM16 144L14 143V146ZM20 147H22L21 144H19ZM18 145V147H19ZM35 145V143L33 144ZM32 145V146H33ZM102 143L101 145L99 144L98 146L102 147ZM235 145V144H234ZM245 145V144H244ZM253 145V144H252ZM86 146V145H85ZM88 146V144H87ZM173 146V145H171ZM242 146V145H241ZM251 146V145H250ZM19 147V149H20ZM35 147V146H34ZM82 147V146H80ZM89 147V146H88ZM98 147V149L100 148ZM107 147V146H106ZM111 147V146H110ZM243 147V146H242ZM16 148V146H15ZM23 148V147H22ZM104 148V147H102ZM172 148V147H171ZM240 148V147H239ZM248 148V146H247ZM263 150H264V147H262ZM2 149H4V147H2ZM18 149V150H19ZM70 149V152L71 150H73V154L71 157L72 159L74 158H78L76 160L79 161V159H81V163L80 164H77L75 165L74 167H70L71 170L77 172L80 177L82 178V180H76L77 177L74 178L75 175H71V171L67 170V163H68V159L70 158V156L68 155V150ZM101 149V148H100ZM218 149V148H217ZM245 149V148H244ZM6 150V149H5ZM4 150V151H5ZM17 150V151H18ZM20 149V151H22ZM33 150V149H32ZM105 150V149H103ZM108 149H106L107 151ZM111 150V148H110ZM116 150V148L114 149ZM121 150V149H120ZM173 150V148H172ZM212 150V149H210ZM247 150V149H246ZM109 151V150H108ZM105 152V156L106 154L108 153ZM1 152H3L1 150ZM8 152V151H6ZM110 152V151H109ZM220 152V151H219ZM219 152H217L219 154ZM5 153V152H4ZM19 153V152H18ZM100 153V152H99ZM111 153V152H110ZM108 153V154H110ZM3 154V153H2ZM0 154V162L3 160V159H8L7 155L4 156V154L2 155ZM70 154V153H69ZM101 154V153H100ZM98 154V155H100ZM103 154V153H102ZM107 154V156H108ZM115 154L114 153V157H115ZM212 154V153H210ZM16 155H20L19 154H16ZM22 155V153H21ZM213 155V154H212ZM225 155V154H224ZM26 157V156H25ZM99 157V156H98ZM109 157V156H108ZM211 157V156H210ZM215 157V156H214ZM11 158V157H10ZM226 158V156H225ZM27 159V158H26ZM108 158H106L107 160ZM111 159V158H110ZM214 159V158H213ZM9 160V159H8ZM7 160V162H8ZM89 160V161H88ZM190 160V158H189ZM192 159L190 160L191 162L193 161ZM194 160V161H196ZM25 161V160H24ZM109 161V159H108ZM112 161V160H111ZM108 162V163H111ZM189 161V162H190ZM193 161V162H194ZM217 161V160H216ZM220 161V160H219ZM218 161V162H219ZM5 162V161H4ZM6 162V164H8ZM94 162V160H93ZM114 162V161H113ZM129 162V161H128ZM188 162V166H189V163ZM206 162V161H205ZM205 162H202V163H205ZM208 162V161H207ZM223 162V161H222ZM221 162V163H222ZM3 162L0 163V165L2 164ZM10 163V164H11ZM92 163V162H91ZM187 163V162H186ZM197 163V161H196ZM200 163V162H199ZM214 163V161H213ZM221 163H215L216 164V174H215V177L218 178L219 180H221L222 178V174L224 173L222 171L223 167H222V164ZM224 163V162H223ZM226 163V162H225ZM225 163L223 164V166H225ZM112 164V163H111ZM110 164V165H111ZM118 164V163H117ZM127 164V162H126ZM130 164V163H129ZM208 164V163H207ZM194 165V164H192ZM199 165V164H198ZM205 165V164H204ZM227 165V164H226ZM100 166V165H99ZM102 166V165H101ZM109 165H106V167L103 168V174L100 175V177L98 176L94 181H93V186L92 187L95 191L99 192V190H101L100 188V185L104 182H108V184L106 185L107 187L103 186L104 189H102V193H105V196H107L108 200L111 201V200H117L118 203L119 201H123L121 202V205L125 206L126 208V211L124 212L123 215H121V218H120V229L122 231H127L129 229H132L134 232V235L136 237H139V238H142L144 240H147V241H150L151 244H152V248H154V253L151 254L150 256H147V255H144L143 258L140 257L142 260L139 262V264H229L231 263V259L232 257L230 258L229 257V253H234L236 252V254H239L241 258L242 256L241 255H245V256H248L250 258H252L253 260H257L259 261L260 264H264V202H262L260 199L261 198H257L255 195L249 193L247 190L244 192L242 189L240 190L239 188V183H235L233 182H230L228 181L227 183H225V181L228 179L226 178V180H224L223 182V186L220 187L221 185H219V188H218V185L216 186L215 185V182L211 183L212 181H210V175L208 173L209 171V168L207 170V167H200V168H197V176L199 175L202 179H201V185H199L200 187L204 188V187H208L210 188V192H207L209 194L207 195H204V197H202L201 201H196V200H192L191 197H187V196H175L174 194H172L173 192L176 193V191H172V188L174 189V187H168L169 185H166L167 187H165L163 189V192L160 194V196L158 198H156L155 196H153L155 194V189H156V185L154 186V194H152V192H150V195L148 198H142V197H132V198H128L126 199V197H124L125 200H123V198L121 199V197L123 196L124 194V191L126 192L127 189L131 190L130 188L133 186V179H121L123 180L122 182H120L119 184L118 183H115L116 185H110L111 183H109L110 180H113L111 179L112 178V169L116 168V165L112 166V167H107ZM131 166V164H130ZM9 167V165H8ZM98 167V166H96ZM114 167V168H113ZM185 167V166H184ZM192 167V166H190ZM188 167V169L190 168ZM198 167V166H197ZM214 167V166H213ZM231 167V168H232ZM129 167H127V165H122L120 167L119 170H121V172H123L122 174H127L128 172V176L130 177L129 174H131V171L128 169ZM193 168V167H192ZM211 168V167H210ZM22 169V168H21ZM98 169V168H97ZM96 169V170H97ZM132 169V168H131ZM188 169L185 167V170H183L184 172H188V174H190V172L188 171ZM191 169V168H190ZM229 169V168H228ZM93 170V171H92ZM101 170V169H100ZM118 170V171H119ZM225 170L227 171V169L225 168ZM224 170V171H225ZM231 170V169H229ZM17 171V172H16ZM98 171V170H97ZM115 171V170H114ZM191 171V170H190ZM194 171V169H193ZM213 171V170H212ZM214 171V172H215ZM211 172V171H210ZM223 172V173H222ZM235 172V171H234ZM15 173V175H14ZM116 173V172H115ZM120 173V171L118 172V174ZM183 173V172H182ZM191 173H194V172H191ZM226 173V172H225ZM224 173V174H225ZM97 174V173H96ZM227 174L226 173V177H227ZM14 175V177H13ZM34 175V174H33ZM99 175V174H98ZM120 175V174H119ZM184 175V174H183ZM187 175V173L185 174ZM214 175V174H213ZM230 175V174H229ZM235 175V173H234ZM11 176H12V181H11ZM118 176V175H117ZM123 176V175H122ZM123 176V178H124ZM127 176V175H126ZM157 176V175H155ZM224 176V175H223ZM231 176V175H230ZM229 176V177H230ZM237 176V175H236ZM79 177V178H80ZM116 177V176H115ZM114 177V179H115ZM87 178V177H86ZM85 178V179H86ZM128 178V177H127ZM132 178V177H131ZM236 178V177H235ZM120 179V178H119ZM157 179V178H156ZM165 179V178H164ZM234 179V177H233ZM243 179V180H245ZM92 180V179H91ZM118 180V179H117ZM116 180V181H117ZM200 180V179H199ZM212 180V179H211ZM215 180V179H214ZM218 180V182H220ZM236 180V179H235ZM234 180V181H235ZM114 181V180H113ZM196 181V180H195ZM222 181V180H221ZM242 181V180H241ZM246 181V180H245ZM248 181V180H247ZM86 182V181H85ZM92 182V181H91ZM112 182V181H110ZM194 182V181H193ZM193 182L189 181V183H186L185 185V188L187 190V192H191L194 188H195V184H193ZM244 182V181H243ZM249 182V181H248ZM103 183V184H104ZM195 183V182H194ZM198 183V182H197ZM225 183V184H224ZM161 184V183H160ZM168 184V183H167ZM182 184V183H181ZM184 184V183H183ZM219 184V183H218ZM241 184V182H240ZM247 184V183H246ZM249 184V183H248ZM247 184V185H248ZM252 184V183H251ZM92 185V183H91ZM90 185V186H91ZM172 186H175L174 184H171ZM180 185V184H179ZM178 185V186H179ZM243 184H241L242 186ZM81 186V187H80ZM86 186V185H85ZM162 185H160L161 187ZM177 186V185H176ZM240 186V187H241ZM251 186V185H250ZM44 187V186H43ZM87 187V186H86ZM198 187V185H197ZM244 187V186H243ZM248 187V186H246ZM254 187V186H253ZM45 188V187H44ZM89 188V187H88ZM86 188V189H88ZM133 188V187H132ZM178 188V187H176ZM181 188V187H180ZM242 188V187H241ZM47 189V188H46ZM157 191H159V187H157ZM161 189V188H160ZM182 189V188H181ZM206 189V188H205ZM221 189V190H220ZM248 189V188H247ZM250 189V188H249ZM83 190H85V188H83ZM179 191V189H177ZM86 191V190H85ZM84 191V192H85ZM156 191V192H157ZM205 191V190H204ZM203 191V192H204ZM242 191V192H241ZM82 191V193H84ZM91 192V190H90ZM93 192V191H92ZM134 192V191H133ZM136 192V191H135ZM161 192V191H160ZM101 193V192H99ZM127 193V192H126ZM129 193V192H128ZM139 193V192H138ZM86 194V193H85ZM90 194V193H89ZM135 194V193H134ZM144 194V193H143ZM142 194V196H143ZM146 194V193H145ZM178 194V193H177ZM204 194V193H203ZM88 195V194H86ZM85 195V196H86ZM95 195V193L93 194ZM100 194H98L99 196ZM103 195V194H102ZM100 195V196H102ZM127 195V194H126ZM125 195V196H126ZM133 195V194H132ZM137 195V194H136ZM157 195V193H156ZM14 196V195H13ZM90 196V195H89ZM92 196V195H91ZM104 196V198H106ZM131 196V194H130ZM203 196V195H202ZM95 197V196H94ZM128 197V196H127ZM103 198V196H102ZM121 199V200H120ZM103 200V199H102ZM107 200V199H105ZM164 200H168L170 201V204L171 206H168V207H171L170 211L169 212H165L164 209V206H162ZM61 201V200H60ZM44 202V201H43ZM61 202V203H62ZM74 202V203H72ZM102 202V201H100ZM46 203V202H45ZM106 203V202H105ZM114 203V202H112ZM117 203V204H118ZM98 204V205H97ZM108 204V203H107ZM44 205V204H43ZM47 205V204H45ZM58 205V204H57ZM101 205V204H100ZM103 206H105V204L103 203L102 204ZM38 206V205H37ZM60 206V205H59ZM48 208V206H46ZM52 207V206H51ZM51 207H49V209H51ZM58 207V206H57ZM23 208V209H24ZM53 208V207H52ZM75 208V207H74ZM77 208V207H76ZM102 208V207H101ZM99 208V209H101ZM107 208V206H106ZM105 208V209H106ZM111 208V205L108 206V209ZM113 208V207H112ZM116 208V206H115ZM41 209H46L45 206H42ZM39 209V210H41ZM65 209V208H64ZM73 209V208H72ZM71 209V210H72ZM104 208H102L103 210ZM104 209V210H105ZM107 209V210H108ZM8 210V209H7ZM3 208V210H0V264H39L40 263V260L42 259H38L35 256V253L34 252H31L32 250V243H33V237L30 236L31 234L33 233H30V235H26V228H28V226L25 224L24 225V222L27 223L26 220L27 219V215L24 216V218L26 217V219H22L23 217V214L22 213H13V212H9ZM26 210H23V211H26ZM37 210V209H36ZM76 210V209H75ZM106 210V212H107ZM113 210V209H112ZM163 210V211H162ZM34 211V210H33ZM54 211V210H53ZM122 211V210H121ZM51 212V210H50ZM103 212V211H102ZM100 212L101 215H104V212L102 213ZM27 213V212H26ZM29 213V212H28ZM39 213V212H38ZM43 213V212H42ZM31 214H32V218L34 219V216L37 215V212H35V215L33 216V213L31 211ZM107 214V213H106ZM114 214V213H113ZM29 215V214H28ZM42 215V214H41ZM100 215V216H101ZM116 215V214H114ZM120 215V214H118ZM31 216V215H30ZM29 216V217H30ZM40 216V215H38ZM43 216V215H42ZM81 216V215H80ZM79 216V217H80ZM113 216V215H111ZM89 218V216H87ZM104 217V216H102ZM101 217V219H102ZM106 217V215H105ZM104 217V218H105ZM38 218V217H37ZM29 219V218H28ZM27 219V220H28ZM30 218V225H31V221L33 220ZM36 219V218H35ZM41 219V218H40ZM83 219V218H82ZM93 219V221H94ZM111 219V217H110ZM109 219V220H110ZM113 219V221H112ZM111 221L112 223L115 222L114 217H112ZM119 219V218H118ZM108 220V221H109ZM24 221V222H23ZM109 221V222H111ZM39 222H41L39 220ZM44 222V221H43ZM96 222V221H94ZM100 222V221H99ZM102 222V221H101ZM117 222V221H116ZM105 223V222H103ZM107 223V222H106ZM37 224V223H36ZM114 224V223H113ZM113 224H110V225H113ZM104 228H108L106 224H104ZM109 225V226H110ZM27 226V227H25ZM97 226V225H95ZM30 227V226H29ZM37 227V226H36ZM60 227V226H59ZM64 227V226H63ZM61 227L63 230L65 229V227L63 228ZM80 227V226H79ZM79 227L76 229H73L72 232L70 234H73L74 232L78 233L77 229H79ZM82 227V226H81ZM100 227V226H99ZM97 227V228H99ZM115 227V230H116V227L117 226H114ZM117 227V228H119ZM84 228V227H82ZM96 228V227H95ZM96 228V229H97ZM110 228V227H109ZM59 229V228H58ZM57 229V230H58ZM33 230V229H32ZM80 230V229H79ZM104 230V229H103ZM102 230V231H103ZM112 230V229H111ZM131 230V231H132ZM31 231V230H30ZM59 231V230H58ZM56 231V232H58ZM65 231V230H64ZM63 231V232H64ZM118 231V230H117ZM120 231V230H119ZM118 231V233H119ZM121 231V232H122ZM28 232V231H27ZM34 232V231H33ZM60 232V231H59ZM107 232V231H106ZM105 232V233H106ZM109 232V231H108ZM107 232V233H108ZM111 232V231H110ZM115 232V231H114ZM36 233V231H35ZM34 233V234H35ZM40 233V231H39ZM38 233V235H39ZM75 233V234H76ZM95 233V232H94ZM117 233V234H118ZM128 233V232H126ZM33 234V235H34ZM73 234V235H75ZM79 234V233H78ZM36 235V234H35ZM102 235V234H101ZM109 235V233H108ZM111 235V234H110ZM120 235V234H119ZM118 235V236H119ZM37 236V235H36ZM35 236V237H36ZM69 236V235H68ZM76 236V235H75ZM114 236V235H113ZM120 237V236H119ZM117 238V241L118 239H121L120 238ZM38 238V237H37ZM110 238V237H109ZM113 238V237H112ZM116 238V237H115ZM138 238V239H139ZM60 239V238H59ZM80 239V238H79ZM123 239V238H122ZM84 239H82L83 241ZM113 240V239H112ZM140 240V239H139ZM60 240H58L59 242ZM67 241V239H66ZM69 241V240H68ZM72 241V240H71ZM76 241V240H75ZM110 239L107 241V243H109ZM121 242V240H119ZM124 241V240H123ZM137 241V240H136ZM37 242V241H36ZM61 242V241H60ZM112 242V241H111ZM34 243H35V240H34ZM42 243V242H41ZM115 243V242H114ZM122 243V242H121ZM39 244V243H38ZM67 244V243H65ZM72 244V243H71ZM77 244V243H76ZM84 244V243H83ZM123 244V243H122ZM128 244V243H127ZM68 246H71V248L73 249L72 245H69L67 244ZM105 245V246H104ZM109 245V244H108ZM106 245L105 243L103 244V249L102 250V254H103V257L106 261H113V262H116L117 264H133L132 260L134 259H131L132 256L134 255L135 251H136V248H135V243H133L131 246L127 247V250H123L122 248H120V245L119 244H114V246H108ZM112 245V243H111ZM118 245V246H117ZM35 246H38V245H35ZM39 247V246H38ZM36 247V248H38ZM67 247V246H66ZM66 247L63 248L62 246V249L61 248H57L55 250H57V254H58V257L56 256L57 259H59V257H62L64 254H63V249H67ZM83 248V246H81ZM40 248V247H39ZM54 248V246H53ZM79 248V247H78ZM126 248V247H125ZM35 250V249H34ZM38 250V249H37ZM40 250V249H39ZM75 249H73L74 251ZM80 251V248L78 249ZM76 251V250H75ZM81 252V251H80ZM137 252V251H136ZM55 253V252H54ZM53 253V255H54ZM77 253V252H76ZM32 254V255H31ZM39 254V253H38ZM36 254V256L38 255ZM56 254V253H55ZM68 254H69V251H68ZM101 254V255H102ZM52 255V256H53ZM71 256H73L72 254H70ZM69 255V257H70ZM75 255V254H74ZM80 255V254H79ZM66 257H68V255H65ZM81 256V255H80ZM233 256V254H232ZM68 257V258H69ZM78 257V256H77ZM237 257V256H236ZM64 258V256L62 257ZM73 258V257H71ZM75 259H77L76 257H74ZM73 258V259H74ZM238 258V257H237ZM238 258V259H239ZM70 259V258H69ZM235 259V258H234ZM62 261V259H59ZM68 260V259H67ZM79 260V259H78ZM82 260V259H81ZM240 260V259H239ZM43 261V260H42ZM41 261V262H42ZM54 261V260H52ZM51 261V262H52ZM59 261L58 263L60 264ZM65 262V260H63ZM75 261V260H73ZM234 261V260H233ZM76 262V261H75ZM137 262V264H138ZM45 263L46 260H45ZM57 263V262H55ZM63 263V262H61ZM67 263V262H66ZM65 263V264H66ZM83 264V262H81ZM233 263V262H232ZM238 263V262H237ZM52 264V263H51ZM64 264V263H63ZM69 264V263H68ZM74 264V263H73ZM77 264V263H76ZM80 264V263H79ZM236 264V262H235ZM240 264V263H239ZM244 264V263H243Z\"/></svg>","mask_w":264,"mask_h":264}]
</instances>
